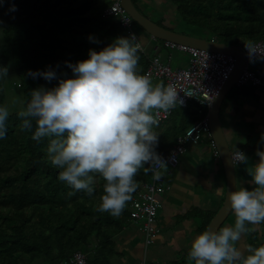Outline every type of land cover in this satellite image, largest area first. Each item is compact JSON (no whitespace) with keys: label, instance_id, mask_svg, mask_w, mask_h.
I'll return each mask as SVG.
<instances>
[{"label":"trees","instance_id":"1","mask_svg":"<svg viewBox=\"0 0 264 264\" xmlns=\"http://www.w3.org/2000/svg\"><path fill=\"white\" fill-rule=\"evenodd\" d=\"M114 1L6 0L0 5V63L8 65L9 71L14 65L24 104L31 89L58 83V79L33 78L28 75L29 69L51 66L58 76H72L65 61L87 58L90 48L99 50L112 38L128 35L119 20L107 14ZM141 1L133 3L145 15L138 6ZM13 3L17 5L14 11L10 10ZM172 3L180 20L198 26L208 35L206 40L226 45L264 41V0H172ZM154 22L162 26L164 20ZM90 34L102 43L90 41ZM139 57V70L145 73L149 54L139 51ZM6 79L0 80L3 104L2 87ZM17 113H10L7 134L0 138V264H63L76 252L85 253L89 264H114L113 260L122 256L115 239L128 225L132 199L119 216L97 211L104 191L103 178H97L92 195L71 189L58 178L59 169L48 159L47 138L33 140L31 133L22 129V118ZM205 113L195 103L186 108L176 107L166 122L156 126L160 134L158 151L173 147L177 137ZM150 178L151 172L141 169L136 176L138 188ZM215 214L200 212L198 234L207 228ZM243 236L248 245L264 244V229H250ZM168 264H185V260Z\"/></svg>","mask_w":264,"mask_h":264},{"label":"clouds","instance_id":"2","mask_svg":"<svg viewBox=\"0 0 264 264\" xmlns=\"http://www.w3.org/2000/svg\"><path fill=\"white\" fill-rule=\"evenodd\" d=\"M5 2L0 0V5ZM16 8L11 4L10 10ZM89 40L102 43L94 34ZM244 44L250 55L264 58L253 43ZM244 44L238 45L242 49ZM142 46L137 34L130 32L112 38L99 50L90 48L87 58L65 61L72 76H58L51 66L29 69L33 78L58 79V83L31 89L30 98L17 113L22 129L33 140L47 138L48 159L59 169L58 178L71 189L92 195L97 178H103L97 211L112 216L121 215L133 198L141 169L157 180L164 175L168 159L158 151V116L184 102L173 83L153 82L139 70ZM8 75L9 66L0 63V80ZM9 116V107L0 103V138L7 134ZM260 143L264 144V132ZM256 155L259 159L247 169L251 180L229 193L234 224L209 227L197 234L188 252L194 264H264V244H250L246 251L237 245L250 225L264 222V147H257ZM230 158L234 165L250 160L238 147ZM216 194H223L222 186H216Z\"/></svg>","mask_w":264,"mask_h":264},{"label":"built area","instance_id":"3","mask_svg":"<svg viewBox=\"0 0 264 264\" xmlns=\"http://www.w3.org/2000/svg\"><path fill=\"white\" fill-rule=\"evenodd\" d=\"M107 14L116 17L127 30L128 34L135 32V23L131 16L122 8L120 0H115L114 4L107 10ZM253 44L256 46L257 52L260 55H264V41ZM164 46L166 49L188 54L190 56V63L187 67L174 68L171 56H169L167 61H164L160 55L149 57V66L144 74L149 75L156 82L173 83L184 101L183 104L178 103L169 111H161L158 116L159 123L166 122L172 116L176 107L186 108L190 103L201 106L206 110V113L204 117L196 121L183 134L177 137L173 147L165 152H161L168 159L167 175L164 173L157 180L153 178V174L151 173L150 180L141 183L136 196L132 198L129 204L130 220L128 224L137 226L142 231L145 248L155 243V239L159 233L155 223L157 222L159 211L163 208L162 197L172 189L171 184L166 180L165 176L171 175L173 169L179 165L187 152L188 146L198 145L203 138H207L210 146L213 148L214 158H220L212 139L208 114L214 99L219 95L236 63L235 58L229 55L195 49L169 41H165ZM242 50L245 53L248 67L240 78L238 85H253L261 87L264 90L262 80L249 70L251 64L262 58H260L259 54L250 55L245 44L242 45ZM140 52L147 54L143 46ZM237 164L239 163L235 165ZM63 264H89V262L85 253L76 252ZM140 264L147 263L144 260Z\"/></svg>","mask_w":264,"mask_h":264},{"label":"rangeland","instance_id":"4","mask_svg":"<svg viewBox=\"0 0 264 264\" xmlns=\"http://www.w3.org/2000/svg\"><path fill=\"white\" fill-rule=\"evenodd\" d=\"M138 6L141 10H143L145 15L149 17V19L153 21L156 20V17L154 16L155 14L154 15L150 14L149 10H144L141 3H139ZM170 6L171 5L168 4L162 7H166L165 9H169L167 7H170ZM154 7L155 8L158 7V9H160L161 6L159 4H156ZM144 8H147V6H144ZM169 23H170V28L179 29L180 30L179 32H182L184 34H188L194 37L200 36L199 38H203V39L207 38L208 36L198 26L184 23L180 20V18H176L175 22H169ZM175 23L176 24L179 23V26L176 27ZM162 26L169 27V24L168 22H162ZM135 32L139 38L140 43L144 45L143 35L145 34V32L140 30L138 27H136ZM1 33L2 32L0 30V40H1ZM158 42L161 43V41H158ZM161 51L164 52V54H166L165 56L166 58H168L169 55H171V58H172L171 62L174 68L187 67L188 64L190 63V56L188 54H184L177 50L165 49L163 46H161ZM263 68L264 66H259L258 64L255 63V64L250 65L249 70L253 72L255 76H260L263 74ZM261 80L262 82H264L262 78ZM19 81L20 79L15 72L14 65L12 64L11 69L9 71V75L7 76V79L4 82L3 87H2L3 90L5 91V104L9 107L10 113L19 111L23 107V104H24L22 90L18 88ZM153 82H156V81H153ZM241 87L242 86H238V87L233 88V90H231V93L228 95L227 99L224 102L225 105L229 104L230 98L233 94H237L242 91ZM262 91L263 90L259 91L260 95H262L263 93ZM249 102L250 100H247L245 105H247ZM260 103H261L260 107L255 106L256 108L254 109L255 115L257 114V112L264 109V96H261ZM229 105H231V102ZM176 114H177V111H176ZM220 117H221V123H222L223 130L229 142L230 149L234 151L239 146L237 138H235V136L232 135L233 133L232 131L235 132L236 130V124L233 123L231 117L226 115L224 110L221 111ZM256 140L257 139L255 138L254 141ZM257 147H260V144L257 145ZM244 149H245V152L249 155L251 150L248 147H244ZM256 157L259 159L258 156ZM212 159H213V156L211 157L210 160ZM218 162H220V159H218ZM212 163L214 165L215 161H212ZM246 164L239 163L235 165L236 186H239L242 183V180L243 182L251 180V176L249 175L248 171L247 170L244 171L245 170L244 166ZM187 167L188 166L183 167V164H181V166L179 167L177 166L176 168L173 169V173L176 170V173L174 176H171L173 173L171 175L165 176L166 180L172 183L173 190L165 196L166 197V199L164 200L165 203L163 205L162 210L159 211L157 222L155 223V226L158 227L159 233L155 239V243L148 246L147 248L142 246L141 251L140 252L138 251V253L134 251V254L132 255V260L129 261L127 264H140L144 260L147 264H151V263L160 264V263H163V261L165 260L174 259L175 256L178 255V252L182 250L189 252L192 241L188 239L198 234L197 228H198V225H200L199 224L200 219L198 216L200 215V212H204V214L207 212L217 213V211L219 210L218 209V203H219L218 197H220V195L216 194V186H222V189L223 188L225 189L226 176H224L225 179L223 178V175L218 179V175L214 174V172L212 171L213 174L209 173V175L207 176L209 178L205 179L206 177H204V172L203 171L199 172L197 170L193 174L192 179H188L187 172H189V170L186 169ZM184 168L185 170L183 171ZM219 168L220 170L222 169L221 165L220 167H218V169ZM242 171L244 172L242 173ZM167 172H168V169L164 173L167 175ZM200 174H202V177L204 178V179L202 178V183L207 189V192L204 194H200V193L198 194L194 189L195 188L194 185L196 184L197 179L201 177ZM242 174H243V177H241ZM204 180H207V181L205 182ZM198 181H200V179ZM209 181H211V183H209ZM250 185L251 184L247 186L250 187ZM224 189H223V194H224ZM163 198L164 197H162V199ZM177 205H179V208L177 209V211L178 212L182 211L181 214H179V216L187 215L189 217V219H182L181 221L182 224H179V225H176V222H179L181 218L179 216L177 217L173 216L174 210H175L174 206H177ZM162 217L165 220L164 222H161L162 220H160ZM229 217H230L229 221H227L223 226L234 224L235 212H233L232 216H229ZM166 218L167 219L171 218V221L167 224H166V220H167ZM262 224L264 223L261 222L259 224H253V225H250L249 228L253 231H263L264 227L262 226ZM174 227H176L177 231L185 230L186 235H172L170 233V230L174 229ZM179 227L181 228L178 229ZM123 234L127 236V239L129 241V244L127 246H124V248L126 249L130 246L136 247L139 244V242H142V240L144 241V235L137 228H128L127 230L123 231ZM244 234H242V237L237 242V245L242 250L246 251V247L248 244L244 241V236H243ZM161 238H164L166 240L164 242H160ZM187 262L189 264H194V260H191V259L189 260L187 259L186 263ZM113 263L118 264V263H115V260H113ZM40 264H46V263L41 262Z\"/></svg>","mask_w":264,"mask_h":264},{"label":"crops","instance_id":"5","mask_svg":"<svg viewBox=\"0 0 264 264\" xmlns=\"http://www.w3.org/2000/svg\"><path fill=\"white\" fill-rule=\"evenodd\" d=\"M139 3L142 4V7H143L144 10H149L150 14H153V15L155 14L154 16L156 17V20H164V22H168L169 27L167 26V29L168 28L170 29V23L169 22H175V19L179 18V17H177L178 14L176 12V7L172 3V0H142ZM156 4H159L161 6L160 9H158V7L157 8L154 7ZM168 4H170L171 5L170 7H172V8L167 7L169 9H165L166 7H162V6L168 5ZM144 6H147V8H144ZM172 9H173V11H172ZM147 18H149V17H147ZM175 26L178 27L179 23L176 24ZM174 29H175L176 32L180 31L179 29H176V28H174ZM179 33H182V32H179ZM182 34H184V33H182ZM186 35H188V34H186ZM143 40H144L143 47L146 49V52H147V54H149V57L160 55L164 61H167L169 59V57L166 58L165 57L166 54H164V52L161 51V46H163L166 49V47L164 46V41L160 43L158 41H161V40H157V39L153 38L152 36H150L147 33H145L143 35ZM169 56H171V55H169ZM255 63L258 64L259 66H264V61H261V59L256 61ZM255 63H253V64H255ZM260 77L262 79L264 78V68H263V74L260 75ZM238 86L239 85H237L236 87H238ZM253 87H251L250 85L245 87V88L241 87L242 91L240 93L233 94L231 96V98H230L231 105H229L230 102H229V104L225 105L224 102L227 99L228 95L231 93V91H230L229 94L227 95V97L225 98V100L223 102V105H222V108H221V111L224 110L226 115L231 117L233 123L236 124V130H235V132L232 131L233 132L232 135H234L235 138H237V141H238V144H239L238 148H240V149L242 148V150L245 151L244 147H248L251 150L250 154L248 155L250 160L244 166L245 167L244 171H246L248 168L251 167V165L253 164V161L258 160V158L256 157L257 156L256 155V147H257V145L260 144V147H264V144L260 143V134H261V132H264V109H262L261 111L257 112L256 115H255V110H254V109H256L255 106L256 107H258V106L260 107L261 106L260 98H261V96H264L263 95L264 91H262L263 93H262V95H260L259 94V91H261L260 88L257 87L259 89L258 90V89H256L255 86H253ZM247 100H250V102L247 105H245ZM241 102H243V103H241ZM253 110H254V112H253ZM220 119H221V117H220ZM255 138L257 139L256 141H254ZM211 148L212 147L210 146V142H209V140L207 138H203V140L198 145H194V146L189 145L188 146L186 154L181 159V161H180V163L178 165V167L181 166V164H183V167L188 166L186 168V169L189 170V172H187L189 174V175L187 174L188 179H192L193 174L197 170L199 172L200 171L204 172V177H206L205 179L209 178L207 176L209 175V173H212V171L214 172V174L218 175V179L222 175H223V178L225 179V177H224L225 176V171H224V168H223V164H222L221 160H220V162H221L220 163V162H218V159L214 158V156L212 154L213 153V148H212V150H211ZM235 150H237V148ZM212 156H213V159L210 160ZM186 161H188V162H186ZM212 161H215L214 165H213ZM187 163H189V164H187ZM219 163H220V165L222 167L221 170H220V168L218 169V167H220ZM184 170H185V168L183 169V171ZM244 171H242V173ZM175 173H176V170L174 171V173L171 176H174ZM200 176H201L199 178L200 181H198L199 179H197L196 184L194 185V187H195L194 189H195V191L198 194L199 193L200 194H204V193L207 192V189L204 186V184L202 183V178H203L202 174H200ZM241 177H243V174L241 175ZM204 181L206 182L207 180H204ZM242 182H243V180H242ZM169 183L172 186V183L171 182H169ZM225 184H226V179H225ZM250 187H254V185H250ZM172 190H173V186H172L171 191ZM170 192H168V193H170ZM225 192H226V185H225V189H224V194L222 196L220 195V197H218L219 198L218 209L221 207V205H222V203L224 201ZM165 196L162 199L163 200V205L165 203L164 200L166 199ZM174 208H175V210H174V215L173 216L177 217V216H179V214H181L182 211L181 212L177 211V209L179 208V205L174 206ZM186 216H179L181 219H180L179 222H176V225L182 224L181 221ZM229 218L225 222L229 221ZM160 220H162L161 222L165 221L163 219V217ZM170 221H171V218H168L166 220V224L169 223ZM262 226L264 227V224H262ZM198 227H199V225H198ZM128 228H137V229H139L137 226L128 224L123 229V231L127 230ZM180 228L181 227H179L178 229H180ZM123 231L116 237V241H115L116 249L118 250V252H120L122 254L121 257H116L114 259L115 263H118V264H127L129 261L132 260V255L134 254V251L138 253V251L139 252L141 251V247L142 246L145 247L144 246V241L142 240V242H139V244L136 247L130 246L131 248L130 247H128L127 249L124 248V246H127L129 244V241L127 239V236H125L123 234ZM140 232H142V231L140 230ZM170 233L172 235H186V231L185 230L177 231L176 227H174V229L170 230ZM194 238H195V236L189 238L188 240L192 241ZM165 240L166 239L161 238L160 242H164ZM244 241L247 243L245 238H244ZM166 242H165V244H166ZM246 250H247V247H246ZM182 258H184L185 264H187L188 262L186 263V260L187 259L188 260L191 259L188 256V251L182 250V251L178 252V255L175 256L174 259L165 260V261H163V263H160V264H168L169 262H172V261H175V260H179V259H182ZM136 262H137V260H136ZM151 264H159V263H151Z\"/></svg>","mask_w":264,"mask_h":264},{"label":"water","instance_id":"6","mask_svg":"<svg viewBox=\"0 0 264 264\" xmlns=\"http://www.w3.org/2000/svg\"><path fill=\"white\" fill-rule=\"evenodd\" d=\"M120 1L122 8L127 12L128 15L131 16L133 21L147 34L154 37L155 39L169 41L195 49H203L215 53L229 55L234 57L236 60L232 73L224 83L219 95L214 99L208 114V123L211 130L212 139L214 141L215 148L219 153V157L223 164L226 176V192L224 201L207 226V228L211 227L213 229H219L233 211L229 200V193L231 190H234L236 186L235 166L230 158V153L232 150L230 149L228 140L222 127L220 113L225 98L229 92L238 85L240 78L248 67L245 53L239 45H226L215 40H206L162 27L142 14L133 3V0Z\"/></svg>","mask_w":264,"mask_h":264},{"label":"bare ground","instance_id":"7","mask_svg":"<svg viewBox=\"0 0 264 264\" xmlns=\"http://www.w3.org/2000/svg\"><path fill=\"white\" fill-rule=\"evenodd\" d=\"M134 22V21H133Z\"/></svg>","mask_w":264,"mask_h":264}]
</instances>
